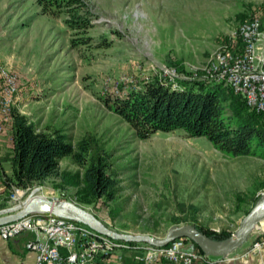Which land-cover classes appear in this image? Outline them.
<instances>
[{
  "label": "rangeland",
  "instance_id": "1",
  "mask_svg": "<svg viewBox=\"0 0 264 264\" xmlns=\"http://www.w3.org/2000/svg\"><path fill=\"white\" fill-rule=\"evenodd\" d=\"M86 1L94 13L91 46L73 49L63 16L42 14L35 0H0V66L17 75L13 107L38 130L62 127L72 144L89 133L108 155L119 191L111 201L83 198L82 169L70 157L60 160L65 179L30 189L39 186L47 198L81 205L117 231L163 237L172 225L192 223L234 232L264 191V159L228 155L181 129L139 139L102 98L124 79L158 78L160 68L203 71L217 52L236 48L241 14L246 21L259 16L264 36V0ZM103 39L108 46L97 47ZM8 128L7 122L0 133V177L6 179ZM16 187L6 190L4 207ZM250 251L221 259L238 260Z\"/></svg>",
  "mask_w": 264,
  "mask_h": 264
},
{
  "label": "trees",
  "instance_id": "2",
  "mask_svg": "<svg viewBox=\"0 0 264 264\" xmlns=\"http://www.w3.org/2000/svg\"><path fill=\"white\" fill-rule=\"evenodd\" d=\"M35 1L42 14L63 16L71 48H90L92 37L89 30L94 26V13L86 0ZM239 16L246 21L247 15ZM107 44L103 39L97 47ZM235 47L230 51H240L242 47L239 36ZM178 83L182 88L174 89L161 83L157 77L120 83L102 98L103 104L129 123L139 139L156 132L181 129L188 137L204 136L214 148L228 155L264 159L262 113L248 109L244 99L223 83L197 80H178ZM10 114L11 172L6 180L14 186L27 188L49 178L65 179L60 160L70 157L82 169L83 198L88 201L116 198L119 191L116 172L110 170L108 155L101 151L89 133L72 144L67 141L62 127L38 130L35 123L15 107ZM4 206L5 203L0 208ZM194 225L214 239L227 238L232 233L204 230L200 225ZM181 239L190 244L191 249L203 253L189 239Z\"/></svg>",
  "mask_w": 264,
  "mask_h": 264
},
{
  "label": "built area",
  "instance_id": "3",
  "mask_svg": "<svg viewBox=\"0 0 264 264\" xmlns=\"http://www.w3.org/2000/svg\"><path fill=\"white\" fill-rule=\"evenodd\" d=\"M261 25L259 18L242 23L238 32L242 43L240 51L220 50L203 71L181 73L160 68L157 72L159 81L174 89L182 88L178 80L223 83L244 99L248 109L264 116V36ZM126 82H133V79H124L121 83ZM19 89L17 75L0 66V133L4 124L10 123V113ZM29 190L30 187H16L10 197V206L21 203ZM39 194L43 195L42 192ZM23 232L31 233L25 246L35 253V260L24 264H104V259L118 250L141 251L140 264H210L221 258L187 248V243L181 238L164 246L113 239L85 224L52 213L33 212L0 225V239L3 240ZM263 245L264 237L253 242L252 250ZM61 249L65 250V255ZM121 257L117 255L118 261Z\"/></svg>",
  "mask_w": 264,
  "mask_h": 264
},
{
  "label": "water",
  "instance_id": "4",
  "mask_svg": "<svg viewBox=\"0 0 264 264\" xmlns=\"http://www.w3.org/2000/svg\"><path fill=\"white\" fill-rule=\"evenodd\" d=\"M40 189L41 187L39 186L32 188L21 203L0 208V225L33 212L52 213L61 218L85 224L96 232L113 239L127 242L164 246L176 238H187L198 245L203 253L224 258L242 247L253 234L254 229L264 219V191H262L252 207L243 216L236 230L227 238L214 239L200 231L192 223L172 225L167 229L163 237H159L149 233L122 232L112 229L87 208L70 200L47 198L39 194Z\"/></svg>",
  "mask_w": 264,
  "mask_h": 264
},
{
  "label": "crops",
  "instance_id": "5",
  "mask_svg": "<svg viewBox=\"0 0 264 264\" xmlns=\"http://www.w3.org/2000/svg\"><path fill=\"white\" fill-rule=\"evenodd\" d=\"M8 133H9V143L11 147L12 142H11L10 127L8 128ZM4 134H5L4 132L3 134H0V142L4 141L5 139ZM2 172L7 174V176L10 175V170L3 169ZM9 184L11 185L10 187H13V184L10 181L6 180L5 177L2 176L0 177V205L5 203L6 201H7L6 203H9L8 200L5 201L4 199V194L6 190L9 189L8 186ZM41 192L44 196H47L44 191ZM263 231H264V219L259 223L257 229L253 232V234L249 237V239L238 250H241L242 248L252 247V244L255 240L259 239L261 236L264 237ZM30 236L31 233L23 232L11 239H7V240L0 239V264L32 263L35 260V253L32 250L27 249L25 246V243L30 238ZM187 248H191L190 244H187ZM61 253L63 255L66 254L64 249H61ZM116 255L122 256L119 261L116 259ZM141 255H142L141 251L118 250L116 251L115 256L113 254L110 255L109 257H106L104 259V264H140L139 257ZM63 264H67V263H63ZM210 264H264V245L260 247V249H258L257 251L252 250L248 252L246 257L240 258L238 260L236 259L222 260L221 258H217L214 259V261Z\"/></svg>",
  "mask_w": 264,
  "mask_h": 264
}]
</instances>
